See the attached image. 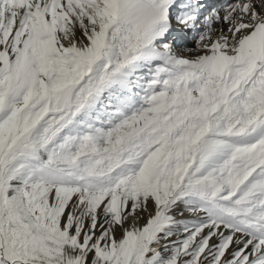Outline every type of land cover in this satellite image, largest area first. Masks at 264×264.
<instances>
[{
  "label": "snow or ice",
  "instance_id": "6c2138e0",
  "mask_svg": "<svg viewBox=\"0 0 264 264\" xmlns=\"http://www.w3.org/2000/svg\"><path fill=\"white\" fill-rule=\"evenodd\" d=\"M205 8L0 0V264H264V0Z\"/></svg>",
  "mask_w": 264,
  "mask_h": 264
},
{
  "label": "rangeland",
  "instance_id": "374dc122",
  "mask_svg": "<svg viewBox=\"0 0 264 264\" xmlns=\"http://www.w3.org/2000/svg\"><path fill=\"white\" fill-rule=\"evenodd\" d=\"M213 3V2H212ZM226 2H225V0H222L220 3H218L217 4V6H218V8H217V10H220V9H222V6L225 4ZM229 3H231V2H229ZM228 4V3H227ZM175 24V23H174ZM176 25V24H175ZM177 27H179V25H177ZM176 27V28H177ZM191 34L190 33H188V35L187 36H185L184 38H182L181 39V44H180V46H179V49L181 50H179L178 52L182 55V53L183 52H188V50L189 49H195V39L193 38V36H190ZM190 37H191V39H190ZM190 40V41H189ZM178 50V49H177ZM185 56H187L186 55V53H185ZM147 215V214H146ZM185 218H191V214H188V213H186L185 214ZM141 223H143V222H141ZM177 237H172V239L173 240H175Z\"/></svg>",
  "mask_w": 264,
  "mask_h": 264
},
{
  "label": "bare ground",
  "instance_id": "6f19581e",
  "mask_svg": "<svg viewBox=\"0 0 264 264\" xmlns=\"http://www.w3.org/2000/svg\"><path fill=\"white\" fill-rule=\"evenodd\" d=\"M222 0H212V2H211V4L208 6L207 5V8H205L206 10L207 9H217L218 8V6H217V4L218 3H220ZM203 2H205V1H203ZM177 27V25H175V24H173V27ZM219 27V26H218ZM190 36H193V34L190 32ZM190 39H191V37H190ZM190 41V40H189ZM180 44H181V40L176 44V45H174L177 49H178V51L180 50L179 49V46H180ZM181 51V50H180ZM185 53H186V55L188 56V57H193V56H195V55H197L198 53H197V51H195V50H188V52L186 51V52H183L182 53V55H184L185 56ZM145 216H146V214H145ZM141 222H143V221H141Z\"/></svg>",
  "mask_w": 264,
  "mask_h": 264
}]
</instances>
